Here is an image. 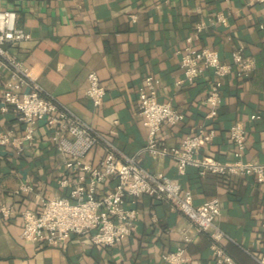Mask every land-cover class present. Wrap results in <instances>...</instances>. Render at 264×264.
Listing matches in <instances>:
<instances>
[{
    "label": "crops",
    "instance_id": "crops-1",
    "mask_svg": "<svg viewBox=\"0 0 264 264\" xmlns=\"http://www.w3.org/2000/svg\"><path fill=\"white\" fill-rule=\"evenodd\" d=\"M0 7L17 10V24L31 38L17 42L11 51L34 73L44 91L101 131L123 154L151 172H162L192 193L199 205L220 199L218 226L228 235L227 253L239 264H260L253 256L264 251V181L253 175H200L197 168L177 171L175 160L140 152L148 131L139 114V92L153 76L157 98L170 103L185 118L163 124L158 138L168 146L199 127L214 128L212 141L202 155L234 159L235 145L229 128L236 121L246 127L244 159L264 163V5L255 0H23L0 1ZM217 13L227 22L212 23ZM204 28L196 32V25ZM193 36L192 45L218 51L223 61L242 48L256 67L248 77L231 74L224 79L216 114L204 102L216 79L211 70L194 82L183 79L180 50ZM96 71L106 88L102 105L87 96V75ZM16 79L0 65V98L5 82ZM179 82L181 84H179ZM252 115H256L252 118ZM24 125L10 107L0 109V133H23ZM50 129L36 123L33 146L18 154L11 144H0V203L13 205L14 214L0 213V264H172L164 253L184 248L189 260L182 264H214L211 237L199 232L187 215L169 201L155 196L130 198L137 218L131 235L112 246L94 245L87 235L73 234L59 246L24 241L19 210L38 209L42 198L67 196L59 185L66 174L63 158ZM105 155L94 146L86 161L96 165ZM31 189L25 190L23 187ZM109 189L99 185V193ZM189 236V240L185 237Z\"/></svg>",
    "mask_w": 264,
    "mask_h": 264
},
{
    "label": "built area",
    "instance_id": "built-area-1",
    "mask_svg": "<svg viewBox=\"0 0 264 264\" xmlns=\"http://www.w3.org/2000/svg\"><path fill=\"white\" fill-rule=\"evenodd\" d=\"M255 1L264 5V0ZM17 17L15 8L0 7V65L9 69L16 78L5 82L0 109L7 111L13 107L24 130L20 135H14L10 131L1 132L0 144H11L18 154H23L27 145L34 144L36 123L44 121L67 171L58 183L68 191L67 196L42 198L40 207L36 210H19L23 220V240L59 246L71 235L81 234L87 235L94 245H115L131 235L135 227L137 211L128 206L129 199L146 194L169 201L192 219L199 232L210 233L214 264H239L223 245L230 237L217 224L220 215L219 197L214 196L194 205L192 193L182 188L178 181L160 171L151 172L136 156L120 152L101 131L46 93L33 71L11 51V46L15 43L31 38L28 31L19 27ZM226 22L227 18L223 13H217L212 20L214 24ZM204 26V22L198 23L195 33H199ZM193 36L187 37V43L180 50L183 71L180 82L192 83L205 71L213 72L216 79L204 101L211 106L208 117H212L221 102L224 79L233 73L239 77H248L255 69L256 61L246 56L242 48L233 51L231 62L223 61L217 50L192 45ZM87 78V96L94 106L102 105L106 94L105 86L94 70L89 71ZM146 82L139 92L138 110L149 134L147 143L140 152H147L155 157L171 156L180 174H184L187 167L191 166L197 168L200 175H253L258 182L264 181V163L244 159L248 136L243 122L236 121L229 128V136L235 145V157L230 161H221L201 153L202 148L216 136L214 128L201 126L175 146L162 142L158 138L162 125H176L185 117L170 103L158 100L153 76H148ZM255 117L256 115H252V118ZM98 144L104 146L105 155L99 164L94 165L86 161V156ZM102 183H108L109 189L100 194L98 189ZM23 188L31 189L29 186ZM0 213L3 217H10L14 214L13 205L0 203ZM189 239V236L185 237V240ZM252 256L260 264H264V251ZM162 257L172 264H182L189 260L185 249L181 247L164 253Z\"/></svg>",
    "mask_w": 264,
    "mask_h": 264
}]
</instances>
